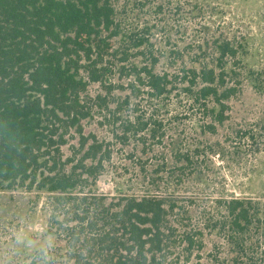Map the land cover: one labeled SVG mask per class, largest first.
I'll list each match as a JSON object with an SVG mask.
<instances>
[{
    "label": "rangeland",
    "instance_id": "1",
    "mask_svg": "<svg viewBox=\"0 0 264 264\" xmlns=\"http://www.w3.org/2000/svg\"><path fill=\"white\" fill-rule=\"evenodd\" d=\"M113 6L119 36L113 39L111 93L90 84L91 113L81 123L83 135L102 143L109 159L96 181L72 196L105 198L104 204L114 205L131 197L163 199L171 210L161 264H240L218 226L225 216L223 201L250 202L257 220L247 244L253 249L250 258L259 260L264 246V0H113ZM221 42L237 51L235 59H226L225 70L228 85L238 91L226 101L227 119L217 124L193 104L181 77L203 64L215 66ZM152 63L154 72L167 74L172 83L160 97L150 96L131 76L133 67L149 69ZM143 122L147 128L135 135L130 126ZM209 124L215 132L208 131ZM65 140L62 160L78 148L74 128ZM51 203L47 193L28 183L0 190V264H65L66 241L59 231L65 211L60 207L54 214Z\"/></svg>",
    "mask_w": 264,
    "mask_h": 264
},
{
    "label": "trees",
    "instance_id": "2",
    "mask_svg": "<svg viewBox=\"0 0 264 264\" xmlns=\"http://www.w3.org/2000/svg\"><path fill=\"white\" fill-rule=\"evenodd\" d=\"M117 36L113 0H0V190L28 183L50 196L54 214L62 207L65 264H161L165 249L171 208L163 199L131 197L114 205L104 204L105 198L72 196L95 182L109 159L102 143L83 135L81 123L91 113L90 84L111 93ZM216 49L215 66L183 71L181 79L189 84L184 89L193 104L222 124L226 101L238 91L226 81L225 61L235 59L237 51L228 42L216 43ZM154 64L133 67L131 76L150 96L160 97L172 83L167 74L154 72ZM207 102L216 109L208 110ZM71 128L78 148L62 160L61 146ZM145 128L147 122L130 126L135 135ZM207 129L215 132L212 124ZM222 203L225 216L218 229L236 248L234 262L264 264V246L262 257L253 260L247 244L257 220L252 204ZM68 215L70 220L64 219Z\"/></svg>",
    "mask_w": 264,
    "mask_h": 264
}]
</instances>
